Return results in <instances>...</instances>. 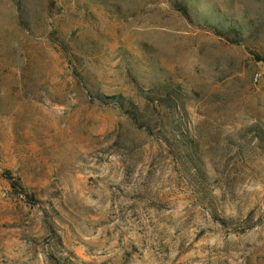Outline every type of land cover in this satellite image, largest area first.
<instances>
[{"label":"rangeland","instance_id":"1","mask_svg":"<svg viewBox=\"0 0 264 264\" xmlns=\"http://www.w3.org/2000/svg\"><path fill=\"white\" fill-rule=\"evenodd\" d=\"M0 264H264V0H0Z\"/></svg>","mask_w":264,"mask_h":264},{"label":"trees","instance_id":"2","mask_svg":"<svg viewBox=\"0 0 264 264\" xmlns=\"http://www.w3.org/2000/svg\"><path fill=\"white\" fill-rule=\"evenodd\" d=\"M181 12L183 13V15L187 18H189V12L188 10L184 7V8H181ZM216 33L217 30H215ZM222 35V34H221ZM259 61H262V60H259ZM113 99H115V101L120 105V107L126 111V113L130 114L131 117L137 122L139 119H140V110L141 108L130 102L129 100H126L124 99V97L122 96H117V97H114Z\"/></svg>","mask_w":264,"mask_h":264}]
</instances>
